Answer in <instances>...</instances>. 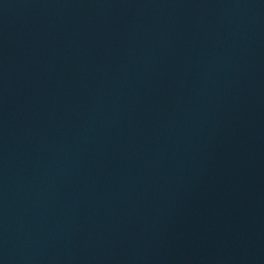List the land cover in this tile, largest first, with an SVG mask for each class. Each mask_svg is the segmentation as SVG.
Here are the masks:
<instances>
[{"label":"water","instance_id":"95a60500","mask_svg":"<svg viewBox=\"0 0 264 264\" xmlns=\"http://www.w3.org/2000/svg\"><path fill=\"white\" fill-rule=\"evenodd\" d=\"M0 264H264V0H0Z\"/></svg>","mask_w":264,"mask_h":264}]
</instances>
